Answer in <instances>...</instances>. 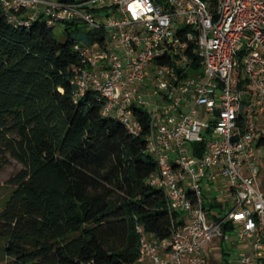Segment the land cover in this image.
<instances>
[{"label": "built area", "instance_id": "1", "mask_svg": "<svg viewBox=\"0 0 264 264\" xmlns=\"http://www.w3.org/2000/svg\"><path fill=\"white\" fill-rule=\"evenodd\" d=\"M0 2L16 26L43 15L99 29L75 45L76 99L94 93L135 135L146 113L149 182L178 218L166 238L139 227L142 264H210L216 238L244 246L232 264H264V0Z\"/></svg>", "mask_w": 264, "mask_h": 264}, {"label": "trees", "instance_id": "2", "mask_svg": "<svg viewBox=\"0 0 264 264\" xmlns=\"http://www.w3.org/2000/svg\"><path fill=\"white\" fill-rule=\"evenodd\" d=\"M65 24L63 39L43 15L16 26L0 2V163L23 165L9 179L0 242L10 264H142L139 227L166 238L178 218L149 182L148 117L135 135L94 93L76 99L75 45L92 37Z\"/></svg>", "mask_w": 264, "mask_h": 264}, {"label": "rangeland", "instance_id": "3", "mask_svg": "<svg viewBox=\"0 0 264 264\" xmlns=\"http://www.w3.org/2000/svg\"><path fill=\"white\" fill-rule=\"evenodd\" d=\"M66 27V24L63 22H58L54 26V30L60 39H63L66 36ZM99 31V29L92 27L84 21H77V24L72 25V33L73 35H75V37H92ZM80 42L83 43V41ZM260 164L264 170V150L262 151ZM21 168H23V165L17 159L11 156L9 157V161L7 163H0V212L5 207L12 191L15 188V185L9 182V179L14 174H16ZM216 194L219 196V202L224 205V212H227L228 209L232 206V193L226 191L225 194H222L218 190ZM4 244V241L0 242V264H10L11 258L6 255L4 251ZM235 244L236 241L233 239L222 240L221 238H216L214 242L210 245V264H232L237 251L244 247L242 244H239L237 247H235ZM224 249L230 251V254L225 255Z\"/></svg>", "mask_w": 264, "mask_h": 264}]
</instances>
